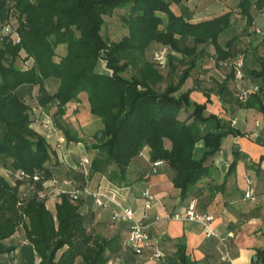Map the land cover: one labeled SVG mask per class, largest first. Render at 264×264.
<instances>
[{
	"label": "trees",
	"instance_id": "16d2710c",
	"mask_svg": "<svg viewBox=\"0 0 264 264\" xmlns=\"http://www.w3.org/2000/svg\"><path fill=\"white\" fill-rule=\"evenodd\" d=\"M187 1L0 0V27L9 30L0 37V167L11 177H0V256L14 251L3 243L19 230L39 264H75L78 259L80 264H108L109 255L119 250L114 240L104 241L86 232L88 220L67 193L60 195L54 213L45 208L42 186L51 178L47 164L54 153L33 125L45 118L48 107L55 109L52 117L58 119L69 103L86 95L89 114L102 124L86 147L96 153L88 162V175L124 186L130 161L147 148L152 164L168 166L180 201L187 199L192 186L213 175L212 158L221 151L223 139L244 135L217 116L204 117L208 99L193 104L190 90L181 89L210 47L217 66L235 55V38L226 41L224 49L218 47L217 39L231 28L233 16L244 19L250 28L254 19L250 10L264 13V0H237L233 12L195 24L181 6ZM170 5L182 8L179 16L173 15ZM116 10H126L121 19L126 35L119 42H109L100 30L103 18H110ZM260 42L259 65L249 72L259 90L244 104L233 101L239 109L256 110L264 116V37ZM59 45L65 48L63 56L55 52ZM164 49L179 56L177 60L167 55L168 74L182 69L177 82H169L158 92L155 87L165 77L152 56ZM48 80L58 82L51 95L44 88ZM232 80L229 74L218 86V96H229ZM29 86L37 89L33 109L16 93ZM207 124L213 125V132L202 129ZM61 129L66 143L83 142ZM236 163L237 158L228 170ZM24 184L31 188L29 197L19 192ZM184 250L180 246L176 254L181 264H188ZM255 256L254 264H264V247Z\"/></svg>",
	"mask_w": 264,
	"mask_h": 264
},
{
	"label": "crops",
	"instance_id": "0c3cea01",
	"mask_svg": "<svg viewBox=\"0 0 264 264\" xmlns=\"http://www.w3.org/2000/svg\"><path fill=\"white\" fill-rule=\"evenodd\" d=\"M189 2L190 0L181 6L187 9L190 23L201 22L202 20L190 9ZM170 6L173 11L174 6ZM179 8L176 7L177 10ZM226 8H223L222 13L227 10ZM179 12L178 10V15L174 11L172 13L177 17L180 15ZM261 14L255 10L254 14L251 12L252 17ZM232 22L231 28L238 31L235 38V55L238 49L242 48L245 57L242 85L250 88L255 83L252 82L249 72L258 67L261 57V52L254 42V39L258 38L253 31L257 28L256 19L254 17L250 28H246L244 19L238 16H233ZM246 30L248 34L244 37ZM218 47L224 49V45ZM249 54L252 56L248 57ZM231 59H226L218 66L212 60L211 67H205L200 63L195 73L197 76L194 75L197 84L193 85L194 81L185 82L181 89L184 92L190 90L191 94L188 97L193 104H204L208 99L207 109L203 112L204 117L217 116L228 121L234 130L244 134L236 138L228 135L223 139L221 151L212 158L213 175L192 186L184 201H180L178 197L179 190L173 189L170 182L173 175L165 163H160L157 168L151 169L152 163L147 148L140 157H134L130 161L124 186L115 187L104 177L87 174L88 168L80 165V161L90 160L96 155L94 150H86L94 139L84 143V138L79 137L72 130L68 120L69 115L76 113L79 107L89 110L86 95H80L79 100L68 104L65 107V114L58 119L52 117L55 109L50 107L44 109V117L49 118L55 125L56 133L44 134L37 124L33 125L34 130L46 139L54 153L47 164L51 170V178L42 186V193L46 197L45 204L48 200L51 201L53 208L51 212L54 213V206L62 193L75 196L74 202L78 203V213L88 220L86 232L104 241L114 240L116 247L119 248L116 254L109 255L108 264H181L176 254L180 246L185 249L184 256L188 258V264H254L256 251L264 247V162L260 161V158L264 157V129H261L264 116L256 110L239 109L233 101L231 87L229 96H218V86L230 74L227 62ZM28 65L30 61L26 63L27 67ZM50 83L49 80L45 81L44 87L49 95L54 93L56 87L52 88ZM16 93L33 109L38 99L35 87L18 88ZM33 113L36 114L34 110ZM207 126L211 128L207 132H213V125L207 124ZM61 128H65L72 136L76 135L83 142L66 143ZM202 128L205 130V125ZM56 148L60 152L54 151ZM200 148L201 146H198L195 152L197 158L200 155ZM235 148L237 150L234 152ZM235 156L237 163L234 169L229 171V165L236 160ZM1 173L2 171L0 177L9 179ZM80 185L83 190L77 189ZM146 190L151 194L153 202L151 209L144 211L141 196ZM247 191H250L249 198L244 195ZM19 192L26 197L31 196L32 193L31 188L25 184L19 187ZM95 197L100 199L104 207L96 206ZM191 201L196 203L197 214L212 217L210 229L216 234V239L206 238L204 230L195 222L168 220L174 211H183ZM123 207L131 209L133 219L146 228L149 247L141 255H133L126 247L129 224L114 223L111 219V214ZM3 245L13 246L14 251L0 256V264H39V258L27 244L22 230L9 237ZM225 252L229 257L228 260L223 257ZM156 253H160L162 258L155 260L153 255ZM78 261L76 260L75 264H78Z\"/></svg>",
	"mask_w": 264,
	"mask_h": 264
},
{
	"label": "rangeland",
	"instance_id": "374dc122",
	"mask_svg": "<svg viewBox=\"0 0 264 264\" xmlns=\"http://www.w3.org/2000/svg\"><path fill=\"white\" fill-rule=\"evenodd\" d=\"M249 1L252 2L253 0H249ZM236 2H237V0H221L219 2L215 1V0H190L189 6H190V9H192V11H194L193 13H195V16H198V18H200V20L203 21V20H208V18L219 17L227 11L236 10V5H237ZM223 8H226L227 10H224V12L222 13ZM181 9L182 8L180 7L178 10L182 11ZM253 9L254 8H252L250 10V13L252 12L254 14ZM178 10L176 9L175 6L173 7V11L176 15H178ZM124 14H126V10H124V11L123 10H118V11L116 10L110 16V18H103L104 27H102V29L100 30V35L102 37H104V39L106 41H109V42L118 41L119 42L122 38L125 37L126 30L124 29L125 27H124L123 23L121 22V19L123 18ZM254 17L256 19L255 24H256L257 28L261 31L264 30V13H262L261 15H256ZM7 33H8V31L5 28L0 27V37L4 34L6 35ZM244 34H245L244 37H246L248 34V31L246 30ZM237 35H238V31H236L234 28H228L225 31H223V34L219 37V39H217V44L219 46H223L224 43L228 39L231 40L232 38H237L236 37ZM258 41H259L258 38L254 39V42L256 43L257 48L259 49V52H261L262 51V45H261V42L260 41L258 42ZM188 45H190V44L188 43ZM238 51L243 52L242 48H239ZM55 52L57 54H61L63 56L65 54L64 46H62V45L57 46L55 49ZM212 53H213L212 47H210V49H207L206 53H204L203 56H201L199 63H198V66L191 72V74H190L191 77L187 80L186 83L194 81L195 76H197L195 73L197 72L200 63H202L205 67L206 66L207 67L213 66V61L210 59ZM167 55L172 56L174 59H177V60L179 59V56L174 54V52L170 53L169 50L167 51ZM167 55L165 57H163L164 58L163 62H162L163 66L161 67V66L157 65L160 68L159 71L161 72L163 77H165V82L161 83L157 87H155V90L158 92H163V89L167 86V84H169V82H171V83L177 82V75L182 69V67L177 66L178 68L176 69L177 70L176 74H171V73L168 74L169 65L167 63ZM250 56H252V55L249 54L248 57H250ZM254 56L255 55L253 54V57ZM99 65H100V69H104L102 62H100ZM16 66L21 67L19 61H16ZM50 84H51L50 86H52V88L54 86H56L55 87V90H56V88L58 86V82L51 81ZM192 84L196 85L197 83H195V81H194V82H192ZM181 92H183V91L181 90ZM89 113H90V111L87 108L79 107V109H78V111H76V113H74L72 115L70 114L68 117L69 123H71V126L73 128L72 130L75 133H77V135L79 137L84 138L83 139L84 143L92 141V139L95 137L94 135L96 133H98L102 127V124L97 119L92 118V116ZM51 125H53V127H54L53 133H56L55 125L52 124V122H51ZM209 128H210V126L206 125L204 131L207 132V130H209ZM48 135H50V134H48ZM57 151H59V150H57ZM0 171H2L1 174L3 176L5 175L7 178H9L11 180L10 172L8 170L0 167ZM45 206H46L47 210H49L50 212L53 209L52 208V202L49 200L45 204ZM77 263L80 264L79 261Z\"/></svg>",
	"mask_w": 264,
	"mask_h": 264
},
{
	"label": "built area",
	"instance_id": "2783aa9c",
	"mask_svg": "<svg viewBox=\"0 0 264 264\" xmlns=\"http://www.w3.org/2000/svg\"><path fill=\"white\" fill-rule=\"evenodd\" d=\"M9 33V30L6 29ZM254 33L258 36L259 39H262L264 37V32L258 30L257 28L253 29ZM16 42H18V39H15ZM167 55V50H160L159 52H156L152 56V62L156 63L159 66H163V57ZM244 52H237V54L227 62V67L229 69L230 74L233 76L232 84L234 88V94H233V100L238 104H244L245 101H247L248 97L256 92H258L259 87L257 85L253 84L250 88H246L242 85V79H244V74L242 73L243 65H245V59H244ZM36 124L41 129L40 131L44 134H51L54 132L53 125H51V122L49 119L44 118L39 119L36 121ZM261 129H264V121L261 123ZM54 134V133H53ZM59 150L58 148L54 149ZM140 157V155L138 156ZM89 160L82 159L80 161V165L83 167L88 166ZM161 162L152 164L151 169H155L158 167V165ZM34 181L37 180L36 177H33ZM247 182V181H246ZM246 198L250 197V191H247L244 193ZM143 204H144V211L151 209V202H153L151 194L148 192V190L144 191L142 194ZM71 201H74L76 199L75 196H70ZM95 204L98 207H104L100 199L98 197H95ZM196 203L194 201H191L190 204H188V207L185 208L183 211L177 210L172 213L168 220H181V222H195V224L199 225L202 230H204V236L206 238H217L212 229H210V224L212 221V217L209 215H199L195 212ZM111 219L114 223L119 222H125L128 223V238H126V247H128L132 254L134 255H141L145 250L148 249V234L146 232V228L140 223L139 221H136L133 219V213L132 210L129 208H120L117 212H113L111 214ZM223 257L225 260H228L229 257H227L226 252L223 253ZM153 258L155 260L162 258V255L160 253H156L153 255Z\"/></svg>",
	"mask_w": 264,
	"mask_h": 264
},
{
	"label": "water",
	"instance_id": "95a60500",
	"mask_svg": "<svg viewBox=\"0 0 264 264\" xmlns=\"http://www.w3.org/2000/svg\"><path fill=\"white\" fill-rule=\"evenodd\" d=\"M98 137L100 138L99 135H98ZM235 150H237V149L235 148L233 151L235 152ZM253 261H254L253 263L257 262V258H254Z\"/></svg>",
	"mask_w": 264,
	"mask_h": 264
}]
</instances>
